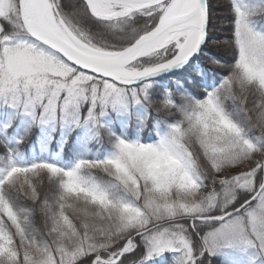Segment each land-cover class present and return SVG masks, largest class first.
Segmentation results:
<instances>
[{
    "label": "snow or ice",
    "instance_id": "snow-or-ice-1",
    "mask_svg": "<svg viewBox=\"0 0 264 264\" xmlns=\"http://www.w3.org/2000/svg\"><path fill=\"white\" fill-rule=\"evenodd\" d=\"M0 264H264V0H0Z\"/></svg>",
    "mask_w": 264,
    "mask_h": 264
}]
</instances>
